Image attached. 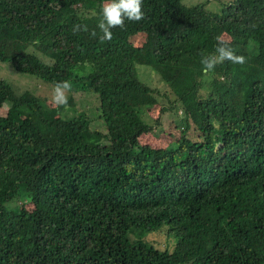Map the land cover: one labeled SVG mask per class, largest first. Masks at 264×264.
<instances>
[{
    "label": "trees",
    "instance_id": "trees-1",
    "mask_svg": "<svg viewBox=\"0 0 264 264\" xmlns=\"http://www.w3.org/2000/svg\"><path fill=\"white\" fill-rule=\"evenodd\" d=\"M104 2L0 0V62L94 95L104 127L0 79V264H264V0H143L101 43ZM218 36L246 63L205 74Z\"/></svg>",
    "mask_w": 264,
    "mask_h": 264
},
{
    "label": "rangeland",
    "instance_id": "rangeland-1",
    "mask_svg": "<svg viewBox=\"0 0 264 264\" xmlns=\"http://www.w3.org/2000/svg\"><path fill=\"white\" fill-rule=\"evenodd\" d=\"M198 1L201 2L203 0H181V2H184V4L190 2L196 4V2ZM212 6L213 4L211 2L207 6V9L210 10ZM131 40L134 44L139 43V40H137V36L131 37ZM136 72L139 79L145 82V84H147L148 86L156 87L161 92H169L166 86L157 76V74L153 71H146V69L142 68V66H136ZM0 79L9 82L15 89L19 91L26 90L38 96L41 99V103L44 109L49 106L53 111V108H56V106L51 102L54 86L52 87L49 83H46L35 76L16 72L7 62H0ZM67 95L68 98L73 99L76 108L85 109L87 113L86 115L92 118L90 122V128L92 130H97L101 133H104L103 124L96 117V107L98 105L97 98L92 94H88L79 90L78 87L73 84L72 91L70 93H67ZM167 95L171 97L170 93H167ZM158 100L159 104L167 105L165 97H160L158 98ZM8 104L9 102H4L1 109H5ZM89 111L91 112L88 113ZM154 118L158 119L159 124L152 130L150 134V137L152 136L153 140H156L161 145H165L167 144V142H169V140L172 142L178 137V130L176 127L177 124L174 122L175 118L173 116V113L171 114L169 110L159 113L158 109H155L151 111L149 115H144V119L148 123H151V120ZM190 130L192 131V127L190 128ZM142 141L143 136H140L139 143H141Z\"/></svg>",
    "mask_w": 264,
    "mask_h": 264
},
{
    "label": "clouds",
    "instance_id": "clouds-1",
    "mask_svg": "<svg viewBox=\"0 0 264 264\" xmlns=\"http://www.w3.org/2000/svg\"><path fill=\"white\" fill-rule=\"evenodd\" d=\"M100 20L97 24L102 35L99 37L100 42L111 41L113 39V28L125 27V21L139 22L145 18L143 11V0H105L101 6ZM73 33L88 31L86 25L75 24L72 29ZM91 36L97 35L93 30ZM217 46L211 54L202 55L200 64L205 74L213 72L218 64L229 61L233 64L243 65L246 63V57L235 54L234 49L228 41L217 37ZM72 91V83L69 80L59 81L55 84L51 102L57 107H67L68 95Z\"/></svg>",
    "mask_w": 264,
    "mask_h": 264
}]
</instances>
